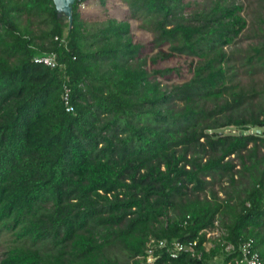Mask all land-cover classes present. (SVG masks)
<instances>
[{"label":"trees","instance_id":"obj_1","mask_svg":"<svg viewBox=\"0 0 264 264\" xmlns=\"http://www.w3.org/2000/svg\"><path fill=\"white\" fill-rule=\"evenodd\" d=\"M94 1L68 22L52 0H0V264H140L152 238L196 243L155 264H227L247 240L264 264V32L235 47L238 0H123L153 34L139 44L84 19ZM49 54L57 68L34 63ZM173 58L188 77L156 68Z\"/></svg>","mask_w":264,"mask_h":264},{"label":"rangeland","instance_id":"obj_2","mask_svg":"<svg viewBox=\"0 0 264 264\" xmlns=\"http://www.w3.org/2000/svg\"><path fill=\"white\" fill-rule=\"evenodd\" d=\"M185 5L189 6L188 12L196 11L209 6V0H183ZM238 4L243 6L242 16L246 21L247 27L236 40L235 47L237 49H247L249 46L257 45L260 42L261 33L264 32V25L260 20L264 16V0H238ZM83 18L91 20V22H101L104 18H114L118 21H127L131 25V34L134 43L145 44L153 39V34L146 29H141L144 26L142 21L135 20L131 17L128 5L123 0H99L94 1L89 6H81ZM154 55V52L149 56ZM188 61L185 58H173L169 61L159 62L156 68L165 69L178 67L182 77H188L187 70ZM247 77V76H245ZM258 85L263 84L264 73L258 77ZM161 84L164 87H171L181 83V79L176 74L161 77ZM260 87V86H259ZM233 133V129L225 130L226 133ZM219 237V232L207 233L206 238L213 240ZM11 241V236L0 234V255L5 252ZM212 248V243L208 242L205 245V250ZM222 260V257L219 258Z\"/></svg>","mask_w":264,"mask_h":264},{"label":"built area","instance_id":"obj_3","mask_svg":"<svg viewBox=\"0 0 264 264\" xmlns=\"http://www.w3.org/2000/svg\"><path fill=\"white\" fill-rule=\"evenodd\" d=\"M34 63L50 69L58 67L57 58L54 54L35 57ZM70 93V89L64 88L62 99L67 113L73 112V106L70 105ZM195 247V242L184 244L176 241L169 244L166 240L152 238L146 244L144 255L135 260L139 261L140 264H155L159 258L158 251H165L170 259H177L184 253L195 256L197 255ZM223 253L226 258H229L227 264H262L251 240L239 242L237 245L224 244Z\"/></svg>","mask_w":264,"mask_h":264},{"label":"water","instance_id":"obj_4","mask_svg":"<svg viewBox=\"0 0 264 264\" xmlns=\"http://www.w3.org/2000/svg\"><path fill=\"white\" fill-rule=\"evenodd\" d=\"M55 10L71 22L72 5L75 0H52Z\"/></svg>","mask_w":264,"mask_h":264}]
</instances>
